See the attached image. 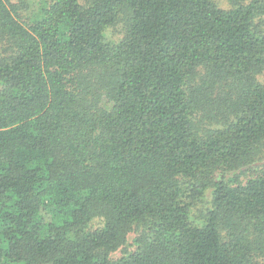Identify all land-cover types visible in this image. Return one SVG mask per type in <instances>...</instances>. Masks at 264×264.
<instances>
[{
	"label": "trees",
	"instance_id": "trees-1",
	"mask_svg": "<svg viewBox=\"0 0 264 264\" xmlns=\"http://www.w3.org/2000/svg\"><path fill=\"white\" fill-rule=\"evenodd\" d=\"M229 3L0 0V264H264V0Z\"/></svg>",
	"mask_w": 264,
	"mask_h": 264
},
{
	"label": "rangeland",
	"instance_id": "rangeland-1",
	"mask_svg": "<svg viewBox=\"0 0 264 264\" xmlns=\"http://www.w3.org/2000/svg\"><path fill=\"white\" fill-rule=\"evenodd\" d=\"M12 1H16V0H12ZM215 2L218 3L219 6L222 8H229L230 7L229 0H215ZM116 29H119V26H116L115 28L114 27L110 28L109 31L116 33Z\"/></svg>",
	"mask_w": 264,
	"mask_h": 264
}]
</instances>
